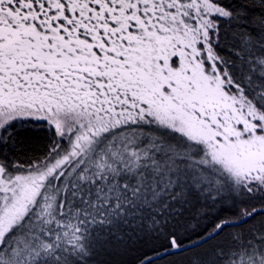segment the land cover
<instances>
[{
    "label": "snow or ice",
    "instance_id": "obj_1",
    "mask_svg": "<svg viewBox=\"0 0 264 264\" xmlns=\"http://www.w3.org/2000/svg\"><path fill=\"white\" fill-rule=\"evenodd\" d=\"M0 264H264V0H0Z\"/></svg>",
    "mask_w": 264,
    "mask_h": 264
},
{
    "label": "trees",
    "instance_id": "obj_2",
    "mask_svg": "<svg viewBox=\"0 0 264 264\" xmlns=\"http://www.w3.org/2000/svg\"><path fill=\"white\" fill-rule=\"evenodd\" d=\"M33 134H32V132H31V130L30 129H25V130H22V138H24V137H31ZM40 137H42L43 136V133L41 132V133H39L38 134Z\"/></svg>",
    "mask_w": 264,
    "mask_h": 264
}]
</instances>
